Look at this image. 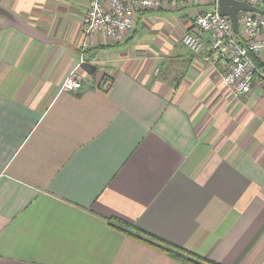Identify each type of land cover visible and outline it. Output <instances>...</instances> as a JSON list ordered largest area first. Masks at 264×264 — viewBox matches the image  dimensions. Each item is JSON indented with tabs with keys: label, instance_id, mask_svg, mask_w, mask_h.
Here are the masks:
<instances>
[{
	"label": "crops",
	"instance_id": "1",
	"mask_svg": "<svg viewBox=\"0 0 264 264\" xmlns=\"http://www.w3.org/2000/svg\"><path fill=\"white\" fill-rule=\"evenodd\" d=\"M0 6L50 40L0 28V264H180L115 217L218 264H264V52L235 96L208 34L198 53L181 43L211 3L139 11L122 43L87 47L86 0ZM83 62L95 72L62 90Z\"/></svg>",
	"mask_w": 264,
	"mask_h": 264
},
{
	"label": "built area",
	"instance_id": "2",
	"mask_svg": "<svg viewBox=\"0 0 264 264\" xmlns=\"http://www.w3.org/2000/svg\"><path fill=\"white\" fill-rule=\"evenodd\" d=\"M198 0H86L84 16L83 47L97 35L110 44L122 43L133 31L136 15L142 10H177ZM214 5V10L200 12L194 16V31H185L181 43L192 53L203 48L201 34L209 35L205 47L208 60H219L225 66L222 81L235 96L251 93L255 74H260L252 63L250 53L259 55L264 52V0H241L256 8V12L240 13L238 33L233 31L228 17L218 14L219 0H203ZM240 35L239 38L236 35ZM80 65L72 70L62 82V90L75 92L81 89L84 77ZM160 73L159 62L153 75ZM258 82L260 80L256 78Z\"/></svg>",
	"mask_w": 264,
	"mask_h": 264
},
{
	"label": "trees",
	"instance_id": "3",
	"mask_svg": "<svg viewBox=\"0 0 264 264\" xmlns=\"http://www.w3.org/2000/svg\"><path fill=\"white\" fill-rule=\"evenodd\" d=\"M239 36L240 35L238 34L236 35L237 38H239ZM249 55L252 59V63L255 65V68L258 70L259 66L257 64V58L259 55H254L252 53H250ZM256 75L257 74H255L254 79H256ZM108 225L111 228L115 229L116 231L122 232L131 238H134L150 247L159 250L160 252L166 254L169 258L180 264H218L214 261H211L207 258L198 255L197 253L183 249L182 247H179L156 235L144 231L139 227H137L134 223L127 222L123 219L116 217L109 218Z\"/></svg>",
	"mask_w": 264,
	"mask_h": 264
},
{
	"label": "water",
	"instance_id": "4",
	"mask_svg": "<svg viewBox=\"0 0 264 264\" xmlns=\"http://www.w3.org/2000/svg\"><path fill=\"white\" fill-rule=\"evenodd\" d=\"M252 12L253 8L246 4L245 2L238 0H219L218 2V13L221 16H227L230 18L233 31L238 33V12ZM0 17H2L3 22L0 28H4L11 25L18 29L19 31L44 42H50V40L42 36L38 31H36L31 26L25 24L19 17H16L14 13L2 8L0 6ZM81 69L85 72L92 74L95 72L96 67L88 62H83L80 64Z\"/></svg>",
	"mask_w": 264,
	"mask_h": 264
},
{
	"label": "bare ground",
	"instance_id": "5",
	"mask_svg": "<svg viewBox=\"0 0 264 264\" xmlns=\"http://www.w3.org/2000/svg\"><path fill=\"white\" fill-rule=\"evenodd\" d=\"M238 1H241V0H238ZM219 2V1H218ZM242 2H244V1H242ZM246 3V2H245ZM246 4H248V3H246ZM249 5V4H248ZM217 6H218V3H217ZM249 6H251V5H249ZM252 8H253V11L252 12H256L257 10H256V8H254L253 6H251ZM217 11H218V7H217ZM252 12H238V14H237V21H238V16H239V14L240 13H252ZM219 14V13H218ZM221 16V15H220ZM223 17H227V16H223ZM229 18V17H228ZM230 19V18H229ZM231 21V20H230Z\"/></svg>",
	"mask_w": 264,
	"mask_h": 264
}]
</instances>
